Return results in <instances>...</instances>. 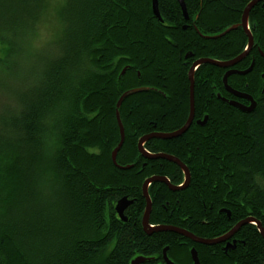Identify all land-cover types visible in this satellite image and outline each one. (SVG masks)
<instances>
[{
	"label": "trees",
	"instance_id": "obj_1",
	"mask_svg": "<svg viewBox=\"0 0 264 264\" xmlns=\"http://www.w3.org/2000/svg\"><path fill=\"white\" fill-rule=\"evenodd\" d=\"M157 1L162 23L152 0H63L51 54H37L34 83L25 79L26 87L13 92L17 111L0 117V133L7 136L0 135V264H132L138 257L146 259L142 264H165L167 248L176 264H191L193 248L200 264H264V239L251 224L240 228L235 237L241 241L227 251L142 228L145 180L164 176L178 186L183 174L166 160L144 159L138 140L153 130L174 133L186 123L187 48L216 61L245 52L248 37L240 27L212 38L239 25L253 0H184L188 21L198 16L196 30L184 27L177 0ZM43 6V0H0V63L10 75L18 64L10 37L33 49ZM249 28L254 46L232 69L253 70L230 76L228 85L252 97L256 109L244 113L217 99L235 100L223 84L229 70L198 67L195 120L208 117L207 125L193 124L184 140L155 138L146 146L178 158L191 175L184 191L150 185V226H173L210 240L223 234L214 224L221 219L225 231L248 217L264 228V1L251 10ZM140 87L149 90L128 97L119 109L125 141L116 161L133 166L120 170L111 156L120 142L116 105L123 93ZM236 102L250 105L238 97ZM124 197L134 201L124 212L127 221L115 210ZM220 210L232 212L229 227Z\"/></svg>",
	"mask_w": 264,
	"mask_h": 264
},
{
	"label": "water",
	"instance_id": "obj_2",
	"mask_svg": "<svg viewBox=\"0 0 264 264\" xmlns=\"http://www.w3.org/2000/svg\"><path fill=\"white\" fill-rule=\"evenodd\" d=\"M181 9H182V13L184 15L185 19H188L187 17V10H186V6L184 4V0H177ZM263 0H253L250 4H248L246 6V8L244 9V12L242 14V19H241V23L237 26H234L232 28H230L229 30H227L226 32H224L221 36H216V39L221 38L223 36H225L226 34L230 33L231 31L236 30L237 28H242L247 37H248V45L247 48L245 50V52H243L240 56H238L237 58L233 59V60H229V61H216V60H212V59H204L201 61L196 62L190 72H189V82H190V113H189V117L186 121V123L184 124V126L177 132L171 133V134H155L153 136H149L150 138H156V139H160V140H172V139H177L179 137H181L182 135H184L188 129L190 128L191 124L194 121V115H195V98H194V77H195V72L197 70L198 67L205 65V64H209L211 66H215L217 68H221V69H226L229 70L223 77V84L226 88V90L228 92H230L231 94H233L235 97L241 98V99H245L247 100L250 105L249 106H244L241 105L237 102L234 101H224L226 103H228L229 105L237 108L238 110H240L241 112L244 113H252L255 109H256V102L254 101V99L252 97H250L249 95L246 94H241L238 93L234 90H232L229 86H228V79L230 76L238 74L241 76H245L249 73L252 72L253 70V65L248 68L246 71L243 72H239V71H235L232 68L234 66H236L238 63L242 62L243 60H245L248 55L250 54L253 46H254V38L250 32L249 29V17H250V12L251 10L257 6L259 3H261ZM152 10H153V14L155 16V18L162 23V18L160 16L159 10H158V1L157 0H152ZM261 56L264 58V54L260 51ZM125 70H123L122 73H124ZM149 89L147 88H139V89H134V90H130V91H126L124 94H122V96L119 98L117 105H116V120H117V124L119 127V134H120V142L118 144V146L113 150L112 152V162L115 165L116 168L120 169V170H130L132 169L133 166H126V167H121L117 164V155L120 151V149L122 148L124 141H125V132H124V127L123 124L121 122L120 119V114H119V109L122 106L123 102L130 96L135 95V94H139V93H143V92H147ZM208 122V117L204 118L203 120L198 122V125L201 127H204L207 125ZM148 137V138H149ZM148 138H143L142 140H140L139 142V150L140 153L143 155L144 158L149 159V160H156V159H163L166 160L168 162H171L173 164H175L176 166H178L182 171L183 174L185 176V181H184V185L181 187L178 186H174L172 185L168 179H166L165 177H152L147 179L143 186H142V192H143V197L145 198L146 201V208L144 211V215L142 218V228L144 230L145 233H147L148 235H151L152 233H156V232H172V233H176L180 236H183L187 239H190L192 242L197 243V244H201V245H207V246H215L218 244H221L225 241H227L228 239H230L234 234H236L240 228L242 226H246V225H254L257 227L258 232L260 233V235L262 236V238L264 239V228L262 226V223L260 221H257L254 218H246L245 220L239 222L231 231L230 233H228L226 236L221 237V238H217V239H202V238H198L196 236H194L193 234L177 228V227H173V226H157V227H152L150 226V216H151V212H152V202L148 193L149 187L152 183L155 182H161L163 184H165L170 191L172 192H178V191H183L185 189H187L190 185V179H191V175H190V171L188 170V168L186 167V165L179 160L176 157L173 156H169V155H148L145 152V150L143 149V144L145 142V140H147ZM132 204V201H129L128 198L124 197L121 200L118 201V203L116 204L115 210L116 213L118 214L119 218L123 221H127V218L124 215L125 210ZM229 215V213H228ZM234 246H230L229 244L225 247V250H233ZM167 251L168 248L165 249L163 251V260L166 264H176L174 262H172L168 256H167ZM191 258H192V262L193 264H200L199 262V258H198V253L195 249L191 250ZM145 258H136L132 261V264H142L145 262Z\"/></svg>",
	"mask_w": 264,
	"mask_h": 264
},
{
	"label": "rangeland",
	"instance_id": "obj_3",
	"mask_svg": "<svg viewBox=\"0 0 264 264\" xmlns=\"http://www.w3.org/2000/svg\"><path fill=\"white\" fill-rule=\"evenodd\" d=\"M43 5L44 10L39 15L38 20L34 23V37L30 39V37L32 36L30 35L27 38H24L27 42L30 39L33 49L30 50L27 44L26 46L22 45L21 40H19L17 37H10L13 45L15 46V52L13 53L12 60L16 64L18 63L15 70L16 72L10 75L8 71L9 69H7L0 63V117H8L9 115L17 111L13 92H16V88L19 89L26 87L22 84V82L27 78H29L30 80L29 85L34 83L32 77L33 68L36 72L39 69L37 67H34L37 61V54L41 51H49V53L51 54V51L53 50L51 48L54 47L53 41L55 40L58 31L62 28L57 17L59 9L63 6V0H43ZM2 50V47H0V58L4 56ZM21 65L23 67H26L25 71L28 70V73L22 70ZM20 70H22V72H24L26 75H21ZM1 128L2 126H0V129ZM0 135L7 137L3 133H0ZM150 136H153V134ZM143 138H141L140 140H142ZM148 139L151 138L149 137ZM0 208H2L1 200Z\"/></svg>",
	"mask_w": 264,
	"mask_h": 264
},
{
	"label": "flooded vegetation",
	"instance_id": "obj_4",
	"mask_svg": "<svg viewBox=\"0 0 264 264\" xmlns=\"http://www.w3.org/2000/svg\"><path fill=\"white\" fill-rule=\"evenodd\" d=\"M264 1V0H263ZM262 1V2H263ZM261 2V3H262ZM183 17H184V15H183ZM187 17H188V19H185V22H187L185 25H184V27H186V28H188L189 26H192L195 30H196V28H197V20H198V16H194V18H193V20L191 21V22H189L188 20H189V16H188V13H187ZM186 28H184L185 30H186ZM210 38V37H209ZM194 49V50H193ZM204 59H207L206 57L204 58V56H199V52L198 51H196L195 50V48H192V47H189V48H187L186 49V52H185V63H184V65H191L190 66V70H191V68H192V66L196 63V62H198V61H201V60H204ZM190 70H189V72H190ZM139 77H140V74L138 75ZM188 80H189V73H188ZM189 84H190V82H189ZM141 88V87H140ZM226 89V88H225ZM230 94V93H229ZM195 95V94H194ZM189 97H190V87H189ZM195 98V97H194ZM234 98H235V100L234 99H232V100H229L228 98L226 99V97H223V96H221V95H218L217 96V99L218 100H220V101H222V102H224L225 100L226 101H234V102H236V97L234 96ZM238 100V99H237ZM189 113H190V100H189ZM201 120H203V119H197V120H195V115H194V121H193V123L191 124V126H190V128L193 126V124H196L197 126H199L198 125V122L199 121H201ZM184 126V125H183ZM182 126V127H183ZM181 127V128H182ZM181 128H179L177 131H179ZM190 128L188 129V131L190 130ZM144 129H146L145 127L141 130L142 132L144 131ZM177 131H175V132H177ZM187 131V132H188ZM159 131H156V130H153L152 132H150V133H146L144 136H142L141 138H143V137H145V138H147L146 136H149V135H155V134H159L158 133ZM186 132V133H187ZM173 133V132H172ZM185 133V134H186ZM169 134H171V133H169ZM184 134V135H185ZM184 135H182L181 137H180V140H184L186 137L184 136ZM141 138H139V139H141ZM152 140H155V138H151V139H147V140H145V143H144V150H145V152L144 153H146V154H148V155H153V153H151L147 148H146V146H148V144L149 143H151L152 142ZM157 140V139H156ZM139 141L140 140H138V143H139ZM138 143H137V145H138ZM138 150H139V146H138ZM139 153H140V150H139ZM141 154V153H140ZM142 155V154H141ZM154 155H156V154H154ZM143 156V155H142ZM171 156V155H170ZM144 158V157H143ZM146 159V158H145ZM182 171V170H181ZM182 174H183V171H182ZM153 177H164V176H153ZM166 178V177H165ZM166 179H168V178H166ZM146 181V180H145ZM168 181H169V179H168ZM184 181H185V176H184V174H183V181L178 185V187H181V186H183L184 185ZM170 182V181H169ZM190 182H191V179H190ZM171 183V182H170ZM175 186V185H174ZM190 186V185H189ZM189 188V187H188ZM186 190V189H185ZM184 191V190H183ZM129 201H132V204L131 205H133V203H134V201L133 200H130L129 199ZM158 203V202H157ZM130 205V206H131ZM166 205L169 207V206H171L172 207V202L171 201H167V203H166ZM152 209H153V206H152ZM219 213L220 214H225V215H227V217H228V220H229V223L227 224L228 225V227L230 226V222L232 221L233 222V220H232V212H230V210L228 211V210H220L219 211ZM228 213H229V215H228ZM151 214H152V212H151ZM150 218H151V216H150ZM249 218V217H248ZM250 218H252V217H250ZM245 220V219H244ZM180 221V220H179ZM241 221H243V220H239V222H241ZM211 222H214V221H212L211 220ZM239 222H237V223H235L234 225H233V227L231 228V229H229V230H227V231H225V227H226V224H225V221L223 220V219H221V220H219L218 222L217 221H215L214 222V224L216 225V223H217V232H223V234H220V236L218 237V238H220V237H224V236H226L228 233H230V231L239 223ZM204 224H207V222H205ZM160 224H157V225H154V227H157V226H159ZM153 227V226H152ZM181 229V228H180ZM183 230H185V229H183ZM185 231H187V232H189L188 230H185ZM189 233H191V232H189ZM191 234H193V233H191ZM194 235V234H193ZM235 235L236 234H234L230 239H228L225 243L223 242V243H221V244H219L220 245V249H225V247L229 244L230 246H234V249H236V244H238L239 243V240H240V238L239 237H235ZM195 236V235H194ZM196 237H198V236H196ZM185 238V237H184ZM200 238V237H199ZM186 239V238H185ZM204 239V238H203ZM215 239H217V238H215ZM187 240H189L190 242H192L190 239H187ZM241 241V240H240ZM183 244H185V245H187V242H182ZM194 243V242H193ZM194 244H196V243H194ZM196 245H198V244H196ZM194 249V248H193ZM192 250V249H191ZM192 260V259H191ZM175 263V262H174ZM178 264V263H177ZM191 264H193V262L191 261Z\"/></svg>",
	"mask_w": 264,
	"mask_h": 264
},
{
	"label": "bare ground",
	"instance_id": "obj_5",
	"mask_svg": "<svg viewBox=\"0 0 264 264\" xmlns=\"http://www.w3.org/2000/svg\"><path fill=\"white\" fill-rule=\"evenodd\" d=\"M244 12V11H243ZM223 34V33H222ZM216 37L212 38V39H215ZM139 151V150H138ZM143 157V156H142ZM145 159V158H144ZM158 160V159H157ZM115 166V165H114ZM161 183V182H160ZM168 188V187H167ZM179 192V191H178ZM118 203V202H117ZM164 226V225H163ZM199 238V237H198ZM221 238V237H220ZM187 239V238H186ZM212 240V239H211ZM226 242V241H225ZM224 242V243H225ZM197 244V243H196ZM201 245V244H200ZM191 254V253H190ZM166 264V263H165Z\"/></svg>",
	"mask_w": 264,
	"mask_h": 264
}]
</instances>
